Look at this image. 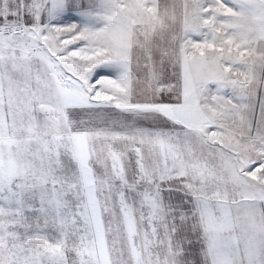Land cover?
Wrapping results in <instances>:
<instances>
[{
    "label": "snow or ice",
    "instance_id": "6c2138e0",
    "mask_svg": "<svg viewBox=\"0 0 264 264\" xmlns=\"http://www.w3.org/2000/svg\"><path fill=\"white\" fill-rule=\"evenodd\" d=\"M0 264H264V0H0Z\"/></svg>",
    "mask_w": 264,
    "mask_h": 264
}]
</instances>
